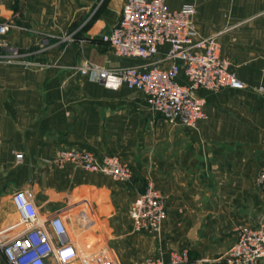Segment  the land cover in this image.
<instances>
[{"label": "crops", "instance_id": "0c3cea01", "mask_svg": "<svg viewBox=\"0 0 264 264\" xmlns=\"http://www.w3.org/2000/svg\"><path fill=\"white\" fill-rule=\"evenodd\" d=\"M163 1L170 11L195 7L198 37L218 42L245 85L199 91L206 119L196 129L167 123L139 91L106 89L91 69L81 74L84 63H143L101 41L124 0H0V22L12 23L5 39L22 54L16 63L0 60L1 241L22 228L11 200L18 190L31 191L40 223L60 215L81 253L104 250L116 264L167 261L174 250H187L196 264H225L238 227L264 225L256 187L264 163V0ZM68 148L117 157L132 178L59 167L57 153ZM148 182L166 200L158 236L135 233L128 214ZM0 264H7L1 251Z\"/></svg>", "mask_w": 264, "mask_h": 264}, {"label": "built area", "instance_id": "2783aa9c", "mask_svg": "<svg viewBox=\"0 0 264 264\" xmlns=\"http://www.w3.org/2000/svg\"><path fill=\"white\" fill-rule=\"evenodd\" d=\"M194 15L193 5L170 11L163 0H124L117 24L101 36V41L115 56L139 58L143 63L114 69L84 63L81 74L86 75L91 69L96 73L97 82L106 89L116 91L126 87L139 91L149 107L167 123L196 129L206 119L205 103L199 91L242 90L245 85L230 69L228 59L221 55L218 42L198 37ZM11 28L10 21L0 22V60L7 64L19 62L22 57L20 50L5 39ZM164 46L167 50L159 57V49ZM16 159L20 160L21 155H16ZM55 162L59 167L72 164L115 182L132 178L131 169L117 157L98 159L83 148L61 149ZM256 187L264 192V163ZM11 200L22 228L14 237L0 240V251L7 264H49L48 259L54 264H115L104 250L81 253L60 215L40 223L31 191H15ZM128 214L135 233L158 236L167 217L166 200L148 182L131 203ZM81 217L84 219L83 214ZM223 260L225 264L263 261L264 225L239 226L237 240ZM142 264L196 263L189 260L187 250H174L167 261L160 256H148Z\"/></svg>", "mask_w": 264, "mask_h": 264}, {"label": "rangeland", "instance_id": "374dc122", "mask_svg": "<svg viewBox=\"0 0 264 264\" xmlns=\"http://www.w3.org/2000/svg\"><path fill=\"white\" fill-rule=\"evenodd\" d=\"M90 239V240H89ZM97 239L94 237V236H90V238H88V240L87 241H92L93 243H95V241H96ZM108 254V253H107ZM108 256L111 258V260L116 264V262H115V260L108 254ZM146 257H148V256H146ZM145 257V258H146Z\"/></svg>", "mask_w": 264, "mask_h": 264}]
</instances>
